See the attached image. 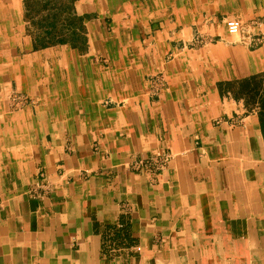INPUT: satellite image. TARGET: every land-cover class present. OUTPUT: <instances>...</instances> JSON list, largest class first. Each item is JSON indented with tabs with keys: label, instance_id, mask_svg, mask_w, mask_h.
Here are the masks:
<instances>
[{
	"label": "crops",
	"instance_id": "crops-1",
	"mask_svg": "<svg viewBox=\"0 0 264 264\" xmlns=\"http://www.w3.org/2000/svg\"><path fill=\"white\" fill-rule=\"evenodd\" d=\"M72 9L84 42L42 47L48 11L0 0V264H264V43L226 27L264 0Z\"/></svg>",
	"mask_w": 264,
	"mask_h": 264
},
{
	"label": "trees",
	"instance_id": "trees-1",
	"mask_svg": "<svg viewBox=\"0 0 264 264\" xmlns=\"http://www.w3.org/2000/svg\"><path fill=\"white\" fill-rule=\"evenodd\" d=\"M73 1L74 0H26L29 9L34 14H38L42 10L48 11L47 14L43 15L41 18V25H46L48 21L54 23L52 29L40 31V45L42 47L73 42L75 40L84 42V35L81 34L82 30H77V27L82 25L79 22L80 18L72 15ZM66 21L69 22L68 25ZM43 22H45V24H43ZM251 80L252 79H248L244 81V83L251 82ZM249 91L256 96L258 94L260 95V103L264 110V88H260L258 85L253 87V89H249Z\"/></svg>",
	"mask_w": 264,
	"mask_h": 264
},
{
	"label": "rangeland",
	"instance_id": "rangeland-1",
	"mask_svg": "<svg viewBox=\"0 0 264 264\" xmlns=\"http://www.w3.org/2000/svg\"><path fill=\"white\" fill-rule=\"evenodd\" d=\"M242 23H243V28H242L240 35H238V37L241 38V42L243 44H246L250 47H257L258 45L264 43V38H263L264 34H262V32L264 33V19L263 20H255V21L250 22L248 24L250 26V30L252 27V28L258 30L259 34L258 33L252 34L251 33L252 31L247 30L249 28V26L244 21H242ZM215 41H216V37L202 34L199 37H196V39H192L190 41V43H188V47L189 48H191V47L196 48V47H200L202 45H205V44L210 43V42L212 43ZM250 79H252L251 82H246L243 84L244 86L242 87V90H244L246 88H252L253 89V87L260 85L261 79L256 78V77H252ZM22 95H24L26 97V99H25L24 104L21 106L16 105V103L13 101V96H14L13 91L11 92V94L8 95L7 104L9 106L10 110H12V111L13 110H19V109L24 108L26 105L35 102L34 101L35 99H33L32 97H29L26 94H22ZM256 98H257V96L254 93H250L249 98H248V102L255 103ZM222 120H224V119L223 118L218 119V121H222Z\"/></svg>",
	"mask_w": 264,
	"mask_h": 264
},
{
	"label": "built area",
	"instance_id": "built-area-1",
	"mask_svg": "<svg viewBox=\"0 0 264 264\" xmlns=\"http://www.w3.org/2000/svg\"><path fill=\"white\" fill-rule=\"evenodd\" d=\"M226 27L229 34L232 35H240L243 23L239 18H229L226 20ZM264 38V37H263ZM26 97L19 93H14L13 101L16 103V105L21 106L24 104ZM168 156L165 155H156L154 157H150L146 159L145 161H138L135 164L137 166H141L146 168L148 171L152 173L160 172L162 171L168 163ZM170 158V156H169Z\"/></svg>",
	"mask_w": 264,
	"mask_h": 264
}]
</instances>
